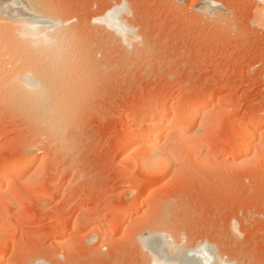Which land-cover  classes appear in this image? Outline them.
Masks as SVG:
<instances>
[{
	"label": "rangeland",
	"instance_id": "obj_1",
	"mask_svg": "<svg viewBox=\"0 0 264 264\" xmlns=\"http://www.w3.org/2000/svg\"><path fill=\"white\" fill-rule=\"evenodd\" d=\"M23 1L26 13L64 25L57 70L46 56L22 52V61L40 63L38 73L52 80L66 131L53 141L17 97L3 96L13 91L17 61L8 55L21 46L0 25V167L34 158L27 173L1 179L16 184L0 195V264H153L141 239L156 232L185 249L208 244L235 264H264V147L254 151L264 133L248 154L234 149L249 126L264 124L263 1ZM117 6L134 31L131 44L96 22ZM196 99L218 107L185 131L166 132L169 172L129 156L132 120ZM133 126L138 136L142 125Z\"/></svg>",
	"mask_w": 264,
	"mask_h": 264
},
{
	"label": "bare ground",
	"instance_id": "obj_2",
	"mask_svg": "<svg viewBox=\"0 0 264 264\" xmlns=\"http://www.w3.org/2000/svg\"><path fill=\"white\" fill-rule=\"evenodd\" d=\"M6 1L8 3L6 2H3V4L0 3L1 4L0 8L2 7L5 8V10L4 8H2L3 11H0V25L3 27L5 26L8 28H11L12 36L15 39V44H19V46H21V48H19V51L11 53L8 56L11 55L13 59H17V61L14 60V62L16 61V64L18 61H22V57H23L22 52H24V54L25 52H27L25 54V55H28L26 56L27 59L28 57H31V55L35 56L36 60H38L37 57L46 56L49 62V65H51L50 67H53L54 69L57 70L60 64L62 65L63 62H65L64 57H63L64 55L63 48L65 47L64 41L66 42L65 40L66 34H63V32L65 33L64 29H62L61 31V28L64 26L61 23L62 21L60 22L59 19L55 20L54 18L53 19L47 18L48 16L44 18H39L41 17V15L39 16L36 15L37 16L36 17L35 14H34V17H35L34 18L32 16L33 13H30L31 9L29 12H27L30 17L28 18L27 13L25 12V8H20L21 6L25 5L23 0H10V1L6 0ZM262 1L264 3V0ZM6 8L9 9L10 13H12L11 11H13V14L14 13L15 14L14 15L8 14L9 12L6 11ZM41 10L43 9L41 8ZM1 12H4V13H1ZM124 13H125L124 7L117 6L116 8L113 9V11L108 12V14L106 13L107 15L105 14L104 16H102V18L100 17L97 18L96 22L116 32L115 35L119 34L122 38V41L130 43V41L132 40L130 39L129 36H135V34H134L133 29L124 22L122 18ZM30 14L32 17L30 16ZM256 21L258 25L264 26V5L262 6V10L259 11ZM6 53L2 52V55L4 56V58L5 57L9 58ZM2 55H1V61L2 59L4 60V58H2L3 57ZM48 62H47V65H48ZM25 63H23V65L21 64L22 66L19 65L21 67H19L18 64L17 65L13 64V66L14 65L15 66L13 69H11L12 71L10 70L9 72L11 73L10 75L12 76L10 80H12L13 91L11 89H10L11 91L9 90L7 91V93L4 91L3 96L8 97V98L10 96L17 97L18 101L22 103V109L30 117H33V119H35L36 123L41 128L47 129L51 133L50 138L53 139V141L55 140L58 143H62L63 136H65V131H66L65 130L66 126H64V122H63L64 118L62 117L63 116L62 113L66 111L65 105L58 98L59 96L57 95V92L53 84L51 85L49 84L52 80L50 81V78H46V79H49L48 80L49 83H47V81H45L43 78L44 75L42 77L38 73V71L40 70L38 69V65H40V63L36 64L37 65L35 66L36 68H34L33 66L34 69L31 67L28 68ZM28 63L30 64V66H32L31 65L32 61L31 63L28 61ZM49 69H47V71ZM55 71H52V72H54L55 74ZM43 73H46V72L43 71ZM56 74L53 76H56ZM196 100L197 102L190 103L191 105L189 107L187 106L188 104H186L187 107L183 106V108L186 107L185 110H182L183 109L182 108L181 110L177 109L174 111V109L170 110L167 107H162V108L156 107L157 108L156 109L153 106V109H156V110H154L152 114H150L149 116L144 115L145 117L138 116L137 117L138 119L132 120L133 123L131 124L134 125L135 123L139 122L140 125H142L141 126L142 130H139L140 133L138 131L139 133L138 136H134V133L136 135V132L134 131L132 132L133 125L131 124H129L130 126L128 125L126 138L128 137L127 139L129 141V146H130L129 156L137 158L136 160L138 162H141L142 166L145 169H149V171L151 170L161 175H165L167 171L169 172L168 162L169 163L171 162L169 161L170 159H168V155H167L168 153L166 154L161 149L162 147L161 141L165 140L168 137V135H166V132L169 131L170 129H175L177 132L185 131L186 129H188V127L192 126L195 122H197V119L199 116L201 115L208 116L212 113L215 107H218L217 105H213L211 109L203 108L198 103L199 100L198 99ZM135 126H138V124ZM250 128L251 127L249 126L248 128L249 131L245 129L246 132H243L240 135V138L236 140L238 142H237V146L236 147L234 146V149L237 148L238 150H243L245 151L244 153L248 154L250 145L252 146L251 142L254 139L255 135H258L257 133L259 132L261 134L264 133V124L254 125L253 128L251 129ZM263 137L264 136H262V138H260L258 142L255 144L254 151H257L258 149H261V147H264ZM235 152L237 151L235 150ZM244 153H242V155ZM243 156H245V154ZM33 164H34L33 157L22 156L21 158H18L16 161L14 160V162H10L9 164H6L0 167V182L2 183L0 184L1 185L0 195H4L5 192H8V193L13 192L12 187L13 185L16 184L15 182L12 183L9 181H7L9 183H4L6 182L7 179L5 181H3L4 180L3 179L2 180L3 182H2L1 181L2 178H6L7 176H11V175L25 174L27 173L28 170L31 169ZM73 226H74L73 228H77L76 224ZM163 233L161 232L150 233L147 236H145L143 239H141L142 242L140 241L142 243L143 251L147 252V255L149 256L151 260L150 262H152L153 264H235L234 262H231V261H225L223 258L218 256L214 251L215 249L208 244L199 245L196 248L191 249V250L185 249L181 247L178 243H175L169 236ZM61 242L62 241H60V243ZM2 252L4 251L1 250L0 253ZM2 255L3 254H0V260L2 259V257H4V255L3 256Z\"/></svg>",
	"mask_w": 264,
	"mask_h": 264
}]
</instances>
